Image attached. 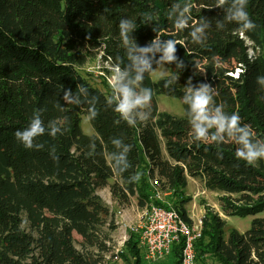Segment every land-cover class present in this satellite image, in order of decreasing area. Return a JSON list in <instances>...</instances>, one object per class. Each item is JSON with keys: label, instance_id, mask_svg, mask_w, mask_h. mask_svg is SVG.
Masks as SVG:
<instances>
[{"label": "trees", "instance_id": "obj_1", "mask_svg": "<svg viewBox=\"0 0 264 264\" xmlns=\"http://www.w3.org/2000/svg\"><path fill=\"white\" fill-rule=\"evenodd\" d=\"M233 3L0 0V264H107L117 226L99 190L110 188L121 206L136 198L141 209L151 202L154 179L188 223V179L220 194L225 217H256L248 231L232 230L226 239L225 220L207 209L195 244L198 264H264V159L249 165L236 157L244 149L241 132L213 127L207 140L196 141L190 124L188 88L207 84L221 114L237 113L239 127L255 131V149L264 147V83L257 81L264 76V0H248L251 31H240ZM94 53L106 66L104 90L80 72ZM159 67L169 75L153 82ZM112 69L120 72L113 86L106 81ZM125 92L134 105L131 126L115 111ZM144 96L150 101L136 105ZM158 96L186 99L184 115L160 112ZM35 113L45 132L27 149L15 133ZM83 116L94 136L84 134ZM182 249H172L175 264ZM118 256L142 264L135 233Z\"/></svg>", "mask_w": 264, "mask_h": 264}, {"label": "rangeland", "instance_id": "obj_2", "mask_svg": "<svg viewBox=\"0 0 264 264\" xmlns=\"http://www.w3.org/2000/svg\"><path fill=\"white\" fill-rule=\"evenodd\" d=\"M88 63L85 67L80 69V72L95 86L101 88L104 90V86H102V80L100 79L101 76H104L103 72L101 71L103 68L102 58H100L99 53H94L92 56L88 57ZM106 67V66H104ZM169 75V70H167L164 67H159L151 74V79L153 82H157L166 76ZM236 77V74L233 75ZM112 77H108L106 80L108 85L110 84V80L112 81ZM158 107L159 111L163 113H170L177 117H180L184 115L183 113V104L182 101L175 98L165 97V96H158ZM81 128L85 135L87 136H94L95 131L91 126L90 120L88 116H83L82 118V124ZM191 186L188 187V190L185 191L184 198H192V202L187 204L189 210H191L192 215L195 217H198L197 215L200 213L199 211H203V213H206V210L209 209L211 211H214L215 213L219 214L220 217L225 220L227 227L225 229V236L227 239V236L232 230H237L240 233L246 232L251 228V223L256 217H246V218H238V217H225L223 212H221L220 208V200H219V193L209 192L205 189V185L200 180H194V182L191 181ZM111 185V183H110ZM98 194L102 198L103 201L110 207L111 212H113L114 215V221L117 226V230L114 232L112 237V245L110 246L112 248V254L106 255V261L107 264H133L129 261H126L123 258H120L119 256H116V253H123L125 251V244L127 240L129 239L130 233H132L134 230H137L139 226H141L142 223L145 222L144 219V213L147 211L146 208H139L138 200L136 198H132L131 203L126 206H121L119 203L115 204L113 202V199H111L110 195V188H105L102 190H99ZM111 199V200H110ZM168 199V198H167ZM168 201H171V198L168 199ZM125 207V208H124ZM126 209V210H125ZM126 212L125 220L129 221L126 226L121 225L120 223L124 224L121 219V212ZM202 213V212H201ZM117 215V216H116ZM205 216V215H204ZM262 216V215H259ZM257 216V217H259ZM264 216V215H263ZM203 220V217L199 218ZM198 219V221H199ZM196 219V223L198 222ZM27 228V226H25ZM128 229V230H126ZM77 248L81 249L80 242L81 239L76 235L75 236ZM143 262L142 264H146L144 262V258H142ZM132 260V258H131ZM132 262V261H131ZM150 264H175V258L170 255L167 259L156 262V263H150ZM208 264H212V261L209 260Z\"/></svg>", "mask_w": 264, "mask_h": 264}, {"label": "clouds", "instance_id": "obj_3", "mask_svg": "<svg viewBox=\"0 0 264 264\" xmlns=\"http://www.w3.org/2000/svg\"><path fill=\"white\" fill-rule=\"evenodd\" d=\"M224 2L225 0H220L221 4ZM247 3L248 0H234L233 3L235 12L232 18L240 24V31H251L256 27V24L251 20L246 11ZM124 27H126V25L122 21L120 28L123 29ZM193 35H195V33H193ZM166 51L168 54V59H174V57L171 55L173 52H175V44L173 41H169ZM257 81L264 83V76H258ZM189 83H191V79H189ZM188 91L192 93L190 110L191 113L194 114V117L192 120H190V124L192 125L191 131L193 133L194 140H207L209 138V129H212L213 127H215L218 132H223L225 129H227L230 134L233 131L241 132L243 135L240 138V142L244 145V149H237L236 157L246 161L249 165H254L259 160L264 159V147L257 151L255 146L250 142V133L256 137V133L252 129L251 125L244 124L245 127L240 128L239 125L242 123V121L241 117L237 113H232L230 117H225L221 114V110L224 108V106L219 104V107H215L217 104L214 98L216 95L215 89H211L210 85L202 84L198 90L193 91L192 88H188ZM128 96L129 94L125 92L124 101L120 103L119 107L115 111L119 113L121 118L131 126L135 125L136 122L127 118V114L134 106L129 102ZM150 99V96L137 98L135 104L142 105L144 103H148ZM182 101L184 104L188 102L186 99H182ZM212 107H215L214 116L211 114ZM188 113L189 109L187 110V117ZM43 123L44 122L40 118V114L35 113L30 120L28 127L24 128L23 130L16 131V139L20 141L25 148L32 149L33 139L35 137L42 136L45 132ZM58 131V128H53L51 130V135L55 136ZM212 138L215 139V133H213ZM115 143H119V141H115ZM41 148H43L42 144L36 147L37 150ZM131 148L132 146L129 145V149ZM127 150L128 149H126V151Z\"/></svg>", "mask_w": 264, "mask_h": 264}, {"label": "built area", "instance_id": "obj_4", "mask_svg": "<svg viewBox=\"0 0 264 264\" xmlns=\"http://www.w3.org/2000/svg\"><path fill=\"white\" fill-rule=\"evenodd\" d=\"M115 73L110 85L113 86L120 72ZM152 188L151 202L147 204L144 213L145 222L134 230L138 236L139 249L146 264L163 261L170 257L175 245L183 243L181 264H198L195 244L201 238L204 226L202 220L188 223L167 198L170 192H165L158 179L150 181ZM116 253V256L118 257Z\"/></svg>", "mask_w": 264, "mask_h": 264}, {"label": "crops", "instance_id": "obj_5", "mask_svg": "<svg viewBox=\"0 0 264 264\" xmlns=\"http://www.w3.org/2000/svg\"><path fill=\"white\" fill-rule=\"evenodd\" d=\"M191 181L192 182H194V180L193 179H188V187H190L192 184H191ZM187 190H188V188H187ZM110 197H111V195H110ZM111 199H112V197H111ZM110 199V200H111ZM113 202L115 203V204H117L116 203V201H114L113 200ZM125 208V207H124ZM126 210V209H125ZM125 210H123L124 212H121V219H122V221H123V223L124 224H122V223H120L121 225H125L126 226V224L129 222L128 220L126 221L125 220V216H126V212H125ZM186 211H187V213L189 214V216H190V218L192 219V220H194V221H196V219H197V221H198V219L199 218H201V217H204V215L206 214V213H203V211H199L200 213L197 215L198 217H194L193 215H192V213H191V210H189V208H188V206H186ZM202 212V213H201ZM117 216V215H116ZM126 230H128V229H126Z\"/></svg>", "mask_w": 264, "mask_h": 264}, {"label": "bare ground", "instance_id": "obj_6", "mask_svg": "<svg viewBox=\"0 0 264 264\" xmlns=\"http://www.w3.org/2000/svg\"><path fill=\"white\" fill-rule=\"evenodd\" d=\"M147 207V206H146Z\"/></svg>", "mask_w": 264, "mask_h": 264}]
</instances>
